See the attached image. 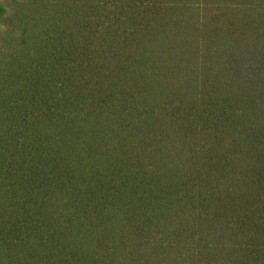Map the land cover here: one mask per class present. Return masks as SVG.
Here are the masks:
<instances>
[{
  "label": "trees",
  "instance_id": "trees-1",
  "mask_svg": "<svg viewBox=\"0 0 264 264\" xmlns=\"http://www.w3.org/2000/svg\"><path fill=\"white\" fill-rule=\"evenodd\" d=\"M0 264H264V0H0Z\"/></svg>",
  "mask_w": 264,
  "mask_h": 264
}]
</instances>
